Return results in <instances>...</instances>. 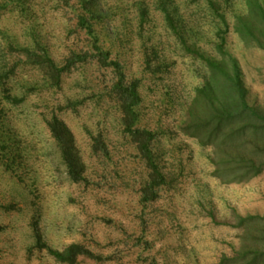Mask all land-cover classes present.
I'll return each instance as SVG.
<instances>
[{"label":"rangeland","instance_id":"rangeland-1","mask_svg":"<svg viewBox=\"0 0 264 264\" xmlns=\"http://www.w3.org/2000/svg\"><path fill=\"white\" fill-rule=\"evenodd\" d=\"M246 2L0 0V264H59L35 249V221L50 248L79 244L99 258L75 264H217L237 246L233 214L264 216V174L221 184L211 151L179 128L206 74L200 56L216 57L221 40L264 102V51L234 31ZM95 47L138 83L136 125L155 134L165 178L154 202L142 201L148 170L125 131L113 71L92 59ZM27 51L58 67L72 54L81 61L55 86ZM53 116L75 137L83 183L67 175L47 127ZM95 138L107 155L93 151Z\"/></svg>","mask_w":264,"mask_h":264},{"label":"trees","instance_id":"trees-1","mask_svg":"<svg viewBox=\"0 0 264 264\" xmlns=\"http://www.w3.org/2000/svg\"><path fill=\"white\" fill-rule=\"evenodd\" d=\"M246 9L247 14L236 19L234 31L245 46L264 51V9L258 0H247ZM224 25L227 30L225 20ZM224 45V40H221L216 57L200 56L206 74L194 91L179 130L199 147L211 151L209 163L214 179L224 185L244 184L264 174V102L257 94L251 93L240 63L225 51ZM94 51L92 59L98 66L113 71L116 82L111 90L119 102L125 131L148 170L147 180L141 189L142 201L154 202L165 178L153 158L155 134L136 125V107L140 104L138 83L128 81L120 63L110 61L107 52L98 47ZM26 55L31 63L45 69L55 86L60 84L61 77L71 66L81 61L80 57L72 54L64 66L58 67L47 56L41 58L29 51ZM196 55L199 54L196 52ZM47 127L59 148L68 177L73 183H83L85 165L72 131L57 116L47 121ZM93 151L107 155L101 138L94 139ZM233 215L234 223L230 226L239 231L238 244L228 254L222 255L217 264H264V216H243L235 212ZM32 231L35 249L46 251L59 264H75L81 256L99 259L79 244H71L62 251L50 248L44 242L36 221L32 224Z\"/></svg>","mask_w":264,"mask_h":264}]
</instances>
